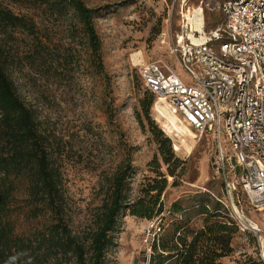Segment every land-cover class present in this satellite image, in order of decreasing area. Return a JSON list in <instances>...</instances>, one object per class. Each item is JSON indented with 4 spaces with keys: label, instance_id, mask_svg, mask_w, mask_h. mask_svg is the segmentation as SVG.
<instances>
[{
    "label": "rangeland",
    "instance_id": "374dc122",
    "mask_svg": "<svg viewBox=\"0 0 264 264\" xmlns=\"http://www.w3.org/2000/svg\"><path fill=\"white\" fill-rule=\"evenodd\" d=\"M83 1L96 9L94 25L107 77L98 71L86 36L70 12L53 13L48 0H0L35 24V34L19 30L7 43L16 57L11 76L20 95L57 138L55 156L63 172L74 230L81 231L93 221L112 176L126 159L131 162L127 175L130 198L154 184L156 170L166 175L167 186L161 195L164 212L152 219L125 212L105 255V264H146L155 254L152 229L160 218L164 224L160 238L166 232L173 234L172 223L177 221L169 212L173 202L189 208L202 196L228 200L234 193L229 195L226 190L212 134L198 140V133L155 97L146 106L149 94L139 75L141 62H134L132 55L141 51L145 62L168 61L190 83V76L169 49L180 29L181 11L202 4L204 27L209 30L221 22L219 5L224 0ZM225 110L222 106V119ZM154 127L171 140V149L180 160L174 176L163 162ZM220 142L227 158V178L237 185L234 151L224 131ZM245 214L264 231V221L255 212ZM187 218L191 228L202 227L204 215L195 209L177 219L185 224ZM29 226L32 223H23L21 230ZM230 247L232 251L220 258L223 264H244L248 259L264 264V233L258 237L237 229Z\"/></svg>",
    "mask_w": 264,
    "mask_h": 264
},
{
    "label": "trees",
    "instance_id": "16d2710c",
    "mask_svg": "<svg viewBox=\"0 0 264 264\" xmlns=\"http://www.w3.org/2000/svg\"><path fill=\"white\" fill-rule=\"evenodd\" d=\"M48 3L55 14H72L86 36L98 71L107 77L101 40L94 25L96 9L83 0ZM19 30L33 35L35 24L0 2V264H105L113 233L119 231L125 212L146 219L164 212L161 195L167 186L166 175L156 170L154 184L130 198L127 175L131 162L126 159L112 176L93 221L81 231L74 230L63 172L55 156L57 138L43 126L37 111L20 95L11 76L16 57L7 43ZM145 90L149 94L148 107L155 96ZM153 130L167 171L174 176L180 160L171 149V140L157 127ZM235 166L239 176L240 167L236 162ZM234 191V202L247 210L248 202L239 183ZM213 197L202 196L189 208L173 202L169 210L177 220L172 223L173 234L166 232L160 238L164 226L160 218L152 229L151 248L155 254L152 262L147 260L146 264H223L220 258L232 251V235L241 229L231 215L230 198ZM194 209L204 215L199 229L187 225L189 218L185 224L178 220ZM23 223L32 226L21 230ZM244 264L255 262L248 259Z\"/></svg>",
    "mask_w": 264,
    "mask_h": 264
},
{
    "label": "built area",
    "instance_id": "2783aa9c",
    "mask_svg": "<svg viewBox=\"0 0 264 264\" xmlns=\"http://www.w3.org/2000/svg\"><path fill=\"white\" fill-rule=\"evenodd\" d=\"M219 8L221 22L202 32L181 11L180 29L169 49L190 83L163 60L140 63L139 75L155 98L198 133V140L205 134L215 137L224 174L227 158L220 139L225 132L248 202L246 210L230 198L231 215L241 230L260 237L264 231L245 213L255 212L264 221V0H224ZM225 186L229 195L236 189L227 178Z\"/></svg>",
    "mask_w": 264,
    "mask_h": 264
},
{
    "label": "bare ground",
    "instance_id": "6f19581e",
    "mask_svg": "<svg viewBox=\"0 0 264 264\" xmlns=\"http://www.w3.org/2000/svg\"><path fill=\"white\" fill-rule=\"evenodd\" d=\"M188 11V15L192 23V28H195L196 30L202 32L204 27V13L202 8L200 6H196V8H189ZM193 40H195V37H193ZM132 56L134 62H136L137 64L138 62H145V56L141 51L134 53ZM158 100L164 102V100L161 98ZM262 257H264V253H262Z\"/></svg>",
    "mask_w": 264,
    "mask_h": 264
}]
</instances>
